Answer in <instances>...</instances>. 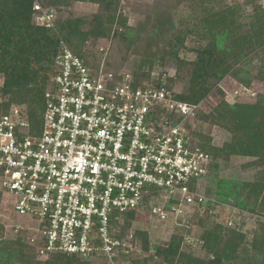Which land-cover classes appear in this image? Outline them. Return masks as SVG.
<instances>
[{
	"label": "built area",
	"instance_id": "built-area-1",
	"mask_svg": "<svg viewBox=\"0 0 264 264\" xmlns=\"http://www.w3.org/2000/svg\"><path fill=\"white\" fill-rule=\"evenodd\" d=\"M32 11L37 25L55 28L54 8L33 0ZM60 47L41 124L18 108L0 116V193L31 222L40 257L113 262L126 251L116 224L127 213L164 223L209 199L198 183L211 159L188 128L201 104L134 86L128 73L94 72L62 39Z\"/></svg>",
	"mask_w": 264,
	"mask_h": 264
},
{
	"label": "trees",
	"instance_id": "trees-1",
	"mask_svg": "<svg viewBox=\"0 0 264 264\" xmlns=\"http://www.w3.org/2000/svg\"><path fill=\"white\" fill-rule=\"evenodd\" d=\"M255 1H245L246 4L253 6V12L247 16L248 20L245 23H237L235 19V16L242 12L240 4L221 7L212 13L208 12L209 7L202 5L204 7L202 11L205 10L203 18H193L191 27L183 31L174 28L170 15H163L162 19L158 18V28L153 27V32L155 30L158 32L157 36L147 42V50L141 55L137 54L139 58L133 64V69L128 72L110 69L109 66L98 69L112 70L117 78L121 74L128 73L134 86L152 84L155 87L164 86L172 91L176 78L177 82L184 84L181 92L175 95L172 92L173 96L180 101L201 104V109L193 120L194 127L189 124L188 128L192 134V143L208 153L211 159L207 174L199 180V191L204 195L205 192L210 193L220 201L232 199L239 208L249 211H254V203L250 204L247 197L243 198L239 190L244 185L251 192H263L260 207L264 210V180L245 182L233 177L221 178L218 173L221 162L231 155L256 156L259 158L258 162L264 164V99H257L252 104L236 102L228 105L222 97L216 102L206 101L205 97L213 85L225 76L246 85L252 78L264 79L263 68L258 70L255 76H251L245 67L254 57L259 58L264 67V10ZM40 2L43 6L55 9L54 29L34 23L33 0H0V62L3 61L0 70L6 75L5 86L0 91V96L5 98L0 103V116L8 112L10 103L24 102L29 107L28 120L37 127L41 124L45 86L42 81L40 85L35 81L44 80L49 73L56 74L55 59L61 52L60 39L85 66L91 68L93 55L87 54L91 49L85 48V41L88 39L93 42L99 36L108 33L115 22L119 25L124 24V19L119 18L116 12L119 5L117 0H40ZM75 2H93L99 5L100 11L93 18H87L89 26L85 24L84 18L73 16L70 8ZM55 30L60 36L55 34ZM122 34L118 31L116 33L124 44L133 42L131 35L127 34L131 39L126 40ZM186 37H192L195 46H192L191 50L197 53L191 63L180 59L178 55ZM201 40L205 41L204 45L200 44ZM225 42L227 43L224 44ZM152 45H155L154 51L151 50ZM125 48L127 49V46ZM157 58L173 61L178 67L176 77L170 76L164 82L150 79L151 68ZM204 119L228 130L231 133L230 140L220 147L204 146L200 141L201 123ZM260 150L263 152L260 153ZM255 164L256 162H252L249 165ZM211 168H214L215 172L207 185L205 180ZM201 206L194 205L198 208ZM134 214L136 213L130 212L125 216L134 217ZM219 234L220 231L216 226L207 230L204 235L205 246L215 255L212 264H230V259H238L234 254V248L239 235L234 230H227L226 240H222ZM116 236L121 238L119 232ZM181 242L182 237L171 238L167 248L159 247L157 252L163 255L166 262L171 263L178 259L180 262L193 264L194 261L187 262L188 257L180 250ZM220 244L224 252L223 256L220 253ZM143 247L147 249L146 241ZM251 249L253 254L251 253L248 264H264V224L260 233L254 235ZM37 255L39 256L35 245L29 246L28 249L21 243L5 245L0 247V264H91L90 259H83L73 254L49 253L43 257V261L35 260ZM236 263L239 264V262L233 264Z\"/></svg>",
	"mask_w": 264,
	"mask_h": 264
},
{
	"label": "rangeland",
	"instance_id": "rangeland-1",
	"mask_svg": "<svg viewBox=\"0 0 264 264\" xmlns=\"http://www.w3.org/2000/svg\"><path fill=\"white\" fill-rule=\"evenodd\" d=\"M245 1L117 0L119 5L116 12L119 18L122 17L124 19V24L119 25L118 22H115L110 27V30L107 31L108 33L99 36L93 42L87 39L84 43L85 48L91 49V52L88 51L87 54L93 55L91 68L96 71L102 66H109L108 68L110 69L123 70L124 72L133 69V64L139 58L137 54L141 55L144 50H147V42L155 39V36H157L158 32L156 30L153 32V27L156 26L158 28V18L160 19L163 15H170L174 28L183 31L187 27H191L193 18H203L205 10L202 11V8H204L202 5L209 7L208 12L212 13L221 7L240 4L242 12L240 11L235 16V19L237 23H245L248 20L247 16H250L253 12V6L246 4ZM255 2L264 10V0H256ZM70 10L73 16L84 18V22L87 25V18H93L100 11V7L97 3L93 2H75ZM117 31L123 33L122 36L126 40H130L131 37L129 35H131L133 42L130 44L126 42L124 44L121 37L116 35ZM55 34L60 36L58 31ZM191 36L194 37V35ZM192 37H186L183 42V48L178 53L179 58L188 63H191L197 54L191 50V47L195 46ZM200 42V44H205L204 40ZM125 46H127V49ZM154 47L155 45L151 46L152 51H154ZM2 62H0V65ZM245 67L249 70L251 76H255L258 70L264 69L261 65V60L257 57L251 58V61ZM177 68L173 61L169 59L164 61L157 58L152 65L150 79H159L161 82H164L170 76H175ZM51 76L52 74L49 73L45 76L44 80L38 79L35 83L40 85L42 81L46 91L50 86ZM5 81V72L0 70V91L4 88ZM177 81L176 78L173 82L172 92L174 95L181 92L184 85ZM250 81L246 85L225 76L221 81H217L213 85L211 91L205 97L206 101L216 102L222 97L228 105H233L236 102L252 104L257 99H264V79L252 78ZM217 88L219 91H217ZM4 100L5 98L0 96V103ZM13 108H18L22 113L28 114L29 107L24 102L10 103L7 111ZM201 127L202 138H200V141L207 148L214 145L220 147L224 142L230 140L231 133L228 130L223 129L217 124H212L206 121V119L202 121ZM261 152L263 150H260ZM258 160L259 158L256 156L231 155L227 160L221 162L218 175L221 178L233 177L245 182L264 180V164L258 162ZM252 162H256V164L250 166L249 164ZM214 172V168H211V172L205 180L207 185L213 178ZM239 192L243 198H248L250 204L254 203V211L239 208L232 199L220 201L210 193L205 192V195L209 199L201 207H190L186 213L178 216L174 221L160 223L155 219H150L145 212H137L134 214V217L124 216L116 224V233L119 232L121 234L126 251L123 250L116 254L113 262H109L105 257H91V264H143L144 262L146 264H186V261L180 262L178 259L171 263L166 262L163 255L157 252V248H167L171 238L173 239L177 236L182 237L180 250L188 257L187 262L194 261L193 264H212L215 255L207 250L204 235L207 230L215 226L220 231L219 235H221L222 240H226L225 233L227 230H234L239 235V240L236 241L237 245L234 248V254L238 259L232 258L229 263L239 262V264H248V259H250L251 253L253 254V249H251L253 237L256 233H260L262 224H264V210L260 207L262 206L260 201L263 197V192H251L244 185L240 188ZM255 198L257 199L255 200ZM30 225L31 222L27 218L21 217L14 212L13 197L0 193V247L20 243L26 249L29 246H34L29 241L31 235L34 234ZM137 232L140 234L137 235ZM145 241L147 249L143 247ZM219 248L221 256H223L224 252L222 251L221 244ZM43 259V257L38 255L35 258L38 261H43Z\"/></svg>",
	"mask_w": 264,
	"mask_h": 264
}]
</instances>
